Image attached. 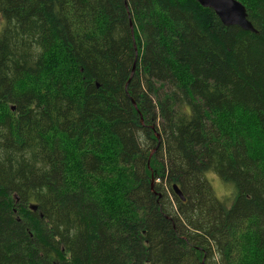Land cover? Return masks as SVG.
Listing matches in <instances>:
<instances>
[{
  "label": "trees",
  "instance_id": "16d2710c",
  "mask_svg": "<svg viewBox=\"0 0 264 264\" xmlns=\"http://www.w3.org/2000/svg\"><path fill=\"white\" fill-rule=\"evenodd\" d=\"M239 1L255 33L195 0H0V264H264V0Z\"/></svg>",
  "mask_w": 264,
  "mask_h": 264
},
{
  "label": "water",
  "instance_id": "95a60500",
  "mask_svg": "<svg viewBox=\"0 0 264 264\" xmlns=\"http://www.w3.org/2000/svg\"><path fill=\"white\" fill-rule=\"evenodd\" d=\"M200 6L210 9L220 23L225 26H237L242 30L250 31L255 33L256 29L253 27L251 21L248 19V14L246 7L238 0H195ZM132 29V25L130 24ZM132 33V31H131ZM132 70L130 78L133 74ZM175 194L181 199L184 200V197L181 194L179 188L173 186ZM14 199L17 200L18 197L14 195ZM31 210H36V206L31 204L29 206Z\"/></svg>",
  "mask_w": 264,
  "mask_h": 264
},
{
  "label": "rangeland",
  "instance_id": "374dc122",
  "mask_svg": "<svg viewBox=\"0 0 264 264\" xmlns=\"http://www.w3.org/2000/svg\"><path fill=\"white\" fill-rule=\"evenodd\" d=\"M1 26V22H0ZM254 27V26H253ZM159 145V144H158ZM158 145L152 147L149 150V153L154 154L157 151ZM207 179L210 181L211 186L216 193L217 196L219 197H226L229 196L232 190L234 189L233 185L230 183H224L222 182L215 174L213 173H208L207 174Z\"/></svg>",
  "mask_w": 264,
  "mask_h": 264
},
{
  "label": "bare ground",
  "instance_id": "6f19581e",
  "mask_svg": "<svg viewBox=\"0 0 264 264\" xmlns=\"http://www.w3.org/2000/svg\"><path fill=\"white\" fill-rule=\"evenodd\" d=\"M244 155V154H243ZM247 157V156H246Z\"/></svg>",
  "mask_w": 264,
  "mask_h": 264
}]
</instances>
